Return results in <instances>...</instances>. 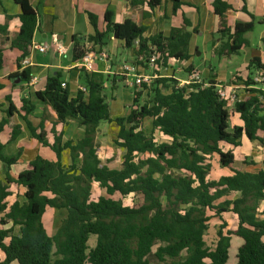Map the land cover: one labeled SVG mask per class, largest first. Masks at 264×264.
I'll list each match as a JSON object with an SVG mask.
<instances>
[{"label": "trees", "instance_id": "16d2710c", "mask_svg": "<svg viewBox=\"0 0 264 264\" xmlns=\"http://www.w3.org/2000/svg\"><path fill=\"white\" fill-rule=\"evenodd\" d=\"M14 1L21 9V27L10 41L17 71L7 80L30 83L32 72L22 66V61L31 55L39 13L30 0ZM170 1L176 14L183 3ZM145 3L154 11L163 0H138L135 5ZM212 8L220 20L212 42L214 55H239L250 46L246 35L254 31L255 18L251 15L252 21L237 23L232 29L226 24L232 6L226 0H215ZM242 10L247 12L244 6ZM88 19L94 33L72 37L75 64L93 48H105L112 39L133 49L135 65L143 70L154 55L158 69L192 58L191 38L197 30L188 31L191 24L187 20L168 35L161 32L147 37L144 25L130 19L117 23L110 10L105 14L103 30L97 15L89 12ZM8 34V26L0 25V71L5 64L3 42L9 41ZM79 70L85 92L79 89L72 96L67 83L62 87L63 75L58 72L47 77L44 88L36 93L37 100L54 112L55 121L44 114L34 127L30 116L35 105L26 98L20 108L12 96L0 103V161L5 167V178L0 180V264H152V256L162 264H264V169L247 171L253 165L244 161L238 166L234 153L243 138L264 147V91L249 88L257 86L253 76L264 71L261 60L252 58L248 77L233 81L244 86L246 95L233 108L242 125L232 129L229 106L219 95L222 84L212 79L181 84L175 77L157 75L153 84H143L140 91L134 88L125 117L112 118L105 87L108 77ZM193 70L188 68L189 75ZM116 88L114 77L111 90ZM4 89L0 81V92ZM15 114L26 123L31 137L56 158L37 156L12 178L11 167L19 163L22 151L7 157L4 149L20 137L22 127L12 128L7 143L1 136ZM147 119L152 122L151 133L144 130ZM70 120L84 131L83 138L64 140ZM102 122L118 126L114 143L124 151L119 169L103 164L100 158L96 137ZM155 132L169 141L158 142ZM67 152L69 164L64 162ZM215 156L224 172L219 179L212 177ZM94 184L105 191L96 200L92 197ZM13 186L24 189L23 201L10 204ZM116 195L121 199L116 200ZM130 197L133 204L125 205L123 199ZM51 210L65 214L53 235L45 225ZM229 213L237 219L235 229L224 219ZM212 220L221 223L215 244L209 247L205 236ZM92 236L97 238L93 248L89 246ZM234 237L241 245L232 259Z\"/></svg>", "mask_w": 264, "mask_h": 264}, {"label": "crops", "instance_id": "0c3cea01", "mask_svg": "<svg viewBox=\"0 0 264 264\" xmlns=\"http://www.w3.org/2000/svg\"><path fill=\"white\" fill-rule=\"evenodd\" d=\"M143 1L147 2L148 0ZM181 1L183 5L176 14H173V4L170 0H163V4L159 8H156L154 11H152L146 3L144 5H135L138 3V0H30L32 6L39 13V25L35 33L33 42L37 44L52 45L54 47L58 44H61L67 50L66 54H68L69 49L72 50V37L74 35L88 36L94 33L88 19V13L90 12L97 15V12L95 11L99 9V11L102 12L103 19L106 12L110 10L114 13V21L117 23H122L125 20L130 19L135 21L139 25H144L147 28V32L145 34L147 37L154 36L161 32L165 35H168L172 28L183 27L185 20H187L191 24V27H188L187 30L190 32L194 29L197 30L192 34L191 38V44L193 47L190 44L191 53L192 55H194V51L196 52L201 49L199 39L210 41L212 43L214 38H217V31L220 20L213 12L212 3L215 0ZM226 1L233 8L227 13L226 24L228 27L233 29L237 23L250 22L252 21V15L255 18V29L253 32L248 33L246 35V38L249 40V36L256 31H259L260 35H264V0ZM243 6L246 7L247 12H244L242 10ZM20 12V6L17 5L14 0L0 1V25H7L9 33V41L3 42L5 64L3 70L0 71V81L5 84V89L0 92V103H5L6 96H12L13 102L18 108L21 107L22 99L26 98L27 100L31 101L32 104L35 105V111L31 114L30 121L32 122L34 127H37L44 114H46V116L51 121H55L56 118L54 112L49 107H45V105L36 98V93L44 88L47 77L56 75L58 72L62 73L63 81L65 84H68L69 90L71 89V87H73V90L76 91L75 94H71L72 96H74L82 87L80 82L81 72L78 69L77 65L72 62V56L70 57V62L60 61L58 63L54 62L52 64H40L37 56L41 53L34 50L28 57L31 64L27 67H24L30 68L33 75L32 81L30 83H22L21 81H8L7 77L17 71L16 54L10 47V41L17 35L21 27V21L19 19ZM83 15L84 21L87 20L88 24L86 28L87 33L79 31V20ZM89 26L93 32H91ZM104 26L102 27V29H104ZM114 41H116L117 44H119L121 47L125 48L122 42H119L117 40ZM249 41V47H251V40ZM204 45V49H206L208 46L207 43L205 42ZM243 50H245V48L242 49L241 52ZM51 52L53 53V56L58 59L66 55H59L54 51H50L49 53ZM211 52V54H213L214 56L212 44ZM101 53L105 54V50H103ZM206 53H208V51ZM101 55L102 54H100L101 61L96 60L92 70L90 71L102 73L105 76H112L113 74L119 76L123 67L121 66L122 64L115 65V61L113 59H111L110 61H104L101 59ZM198 55L201 56L202 52H200ZM253 55H255L254 57L259 58L261 60V63L264 64V50L262 51L260 49V52L254 53ZM231 57H229V59H231ZM180 63L185 69L192 66L194 69L193 71L197 72L200 75L201 81L212 79L225 87H239L233 84V81L231 85H225V83L221 80L219 73L212 67H210L209 69L210 73L208 77L203 78V76H201L202 73L196 68L191 59L187 62ZM178 64L179 63H176L170 68H161V70L162 72H170L171 70L176 69V73H178L182 69L178 67L177 69L175 67ZM248 64L249 63H245L240 69L236 71V73L247 70ZM5 108H7V104ZM71 124H75V121L70 120L68 122V125ZM17 125L22 127V133L20 137L16 141L6 144V147L4 149V153L7 157H16L19 155L20 151H22L19 163L11 167L10 175L12 176V178H17V176L21 172H23L28 167L29 163L35 160L37 156H42L43 158L48 160H55L56 158L55 154L49 148L42 146L36 139L31 137V133L27 128L26 123L19 117L18 114H15L9 126L6 128V131L2 134L1 139L3 143L8 142L12 128ZM241 125L242 124L238 119L235 126ZM80 132L81 133L77 138L67 137V134L65 133L64 140L77 141L84 136V131L82 130ZM248 142L245 138L241 140V143H244L246 147H248V149L253 148L254 144L257 143ZM262 149L264 151V147ZM239 150L242 151L243 147L240 146ZM234 153L236 155V149H234ZM246 156L249 155L246 154ZM261 156L264 158V153ZM64 162L70 163V156L67 153H65L64 155ZM251 168H253V171H256L264 169V165L249 166L246 170L250 171ZM4 178L5 167L0 161V180H3ZM11 192L13 193V195L9 198L10 204H13L17 200L23 201L24 189H17L13 186L11 187ZM262 209H264L263 204ZM227 216L234 215L230 213L225 214V220Z\"/></svg>", "mask_w": 264, "mask_h": 264}, {"label": "rangeland", "instance_id": "374dc122", "mask_svg": "<svg viewBox=\"0 0 264 264\" xmlns=\"http://www.w3.org/2000/svg\"><path fill=\"white\" fill-rule=\"evenodd\" d=\"M96 14L99 16V27L101 30L104 26V19L102 16V12L97 9ZM86 19V18H85ZM87 20L84 21V15L81 16L79 20V31L83 33H87ZM90 28V26H89ZM91 29V28H90ZM91 32L92 29H91ZM86 36V35H83ZM264 35H260L259 31L254 32L252 35H250L251 40V47L245 48L240 55L233 56L231 59L227 57H220L217 55L211 54V42L210 41H204L203 39H199V43L201 46V49L198 51H192L194 55H192L191 61L195 64L196 68L202 73L201 76L203 78H207L210 73V67L214 68L215 71L219 73V76L221 80L225 83V85H231L232 81L237 82L238 78L245 80L246 77H248L249 72L248 70H244L242 72L236 73L238 69H240L245 63H249L250 60L255 56L254 53L260 52V49L264 50V43L262 42V37ZM205 42L207 43V48H205ZM192 46V44H191ZM190 46V47H191ZM87 49H92L91 44H86ZM193 47V46H192ZM105 50L106 58H104V61H110L113 59L115 61V65L122 64L124 65H134L135 64V54L133 52V49H127L126 47L123 48L119 44H117L114 39L110 40L108 45L103 48L102 50H99L98 47L93 48L92 54L93 56V66L95 64L96 60H100V54L101 52ZM191 50V48H190ZM208 51V53H206ZM200 52H202V55H198ZM192 54V53H191ZM72 56V50L69 49L68 54L63 56L62 58H55L53 56V53H49L47 55H41L38 54V61L40 64H52V63H58L60 61H69L70 57ZM101 61V60H100ZM114 63V62H113ZM120 66V68H121ZM176 68H182L178 73H176L175 70L164 71L157 66H150L148 65L146 69H144L142 74L149 76V77H156L161 76L164 78L168 77H176L179 79V82L181 84H184L188 80V75L190 74L188 71V68H184L181 63H179ZM177 68V69H178ZM81 69V68H78ZM157 76V77H158ZM108 77L107 80V87H106V95H107V102L110 107V114L112 118H120L125 117L129 112V107L133 102V95H134V88H137L139 91L142 89L138 86H128L126 85V78L122 75L116 76H106ZM116 77L117 80V88L112 91L111 85H112V79ZM237 77V79H235ZM131 79V77H129ZM232 78V79H231ZM155 79V78H154ZM154 81V80H153ZM242 82H239L241 84ZM153 84V82H152ZM150 87H153L151 85ZM260 89H264V85H260ZM75 90H73V87L70 89V93L73 95L75 94ZM236 94L244 98L246 95V90L244 86L238 87V89L235 91ZM144 101V99H142ZM234 106L229 108V111L231 113V120L230 125L231 129L235 126L237 123L238 118L234 114L233 110ZM151 120L147 119L144 123V130L147 133L152 132V124ZM118 126L115 123H108V122H102L99 126V131L96 137V143L100 145V158L102 160L103 164H108L111 168L119 169L121 168L122 164V158L124 151L118 147L114 140L116 139L117 133H118ZM80 131L82 129L78 126V124L75 122V124L67 125L66 127V134L67 137L77 138L80 135ZM154 137L158 142H166L169 141L167 138L162 136L159 132L154 133ZM248 142V141H247ZM246 143V142H245ZM250 143V142H248ZM243 150L240 151L239 148H236V164L238 166H242V163L245 161L252 165H264V158L261 156L263 151V146L257 142L254 144V147L251 149H248L244 143H241ZM67 154H69L67 152ZM249 155V156H246ZM69 164V163H66ZM213 179H219L222 175H224V172L221 169V166L218 161V157L215 156L213 160ZM227 171V170H225ZM250 171H253V168H251ZM92 197L94 200L98 199L99 196L105 195V191L100 189L97 184L93 185L92 189ZM114 198L121 199L119 195L114 196ZM134 202L133 198L130 197L128 199H123V203L125 205H132ZM264 205V203H263ZM65 217L64 212L61 211H54L51 210L46 216V228L49 231L50 234H55L56 230L58 229L62 219ZM1 218V215H0ZM226 221L228 222L229 226L232 228H235L237 226V219L235 216H227ZM221 221L219 220H212L210 222V229L207 232V235L205 236V241L209 247H212L215 244V241L217 239V231L220 226ZM10 227V226H9ZM18 232V230H16ZM97 238L95 236H92L89 241V246L91 248L95 247ZM241 241L237 238H233L232 240V246H233V253H232V259L235 257L236 250L240 247ZM156 248L154 249V251ZM150 262L152 264H162L160 263L154 256L150 257Z\"/></svg>", "mask_w": 264, "mask_h": 264}, {"label": "built area", "instance_id": "2783aa9c", "mask_svg": "<svg viewBox=\"0 0 264 264\" xmlns=\"http://www.w3.org/2000/svg\"><path fill=\"white\" fill-rule=\"evenodd\" d=\"M38 51L41 54H47L50 51H54L59 55H65L67 53V50L65 49V47L61 44L56 45L55 47L52 45H46V44H37L35 42H33V47H32V51ZM104 58H106V55L102 53L101 55V59L103 60ZM158 60V57L156 55L152 56L150 59V66H155L156 61ZM31 64L30 60L28 58H25L22 61V66L23 67H27ZM78 68H84L88 71L92 70L93 68V56L92 54H87L80 62H78L77 64ZM143 69L141 68V66L139 65H124L121 69V73L120 75L124 76L126 78V85L128 86H138L141 87L143 86V84H151L154 80V78L156 77H149L146 76L144 74H142ZM131 77V79L129 78ZM198 81L200 80V75L193 71L191 73V75H189L188 80L185 83H189L190 81ZM253 81L254 83H256L257 86H252L249 88H257L260 89V85H264V71H259L256 73V75L253 76ZM62 87H66V84L63 83ZM105 87H107V85H105ZM238 88L236 87H225L223 85L219 86V95L220 97L227 102L229 108H231L232 106H234V104L236 102L241 101L243 98L239 97L236 94V90ZM80 90L82 91H86L85 88L81 87ZM262 91H264V89H262Z\"/></svg>", "mask_w": 264, "mask_h": 264}]
</instances>
